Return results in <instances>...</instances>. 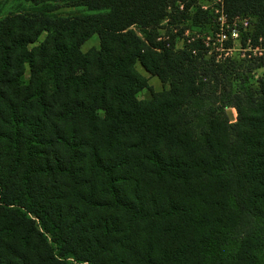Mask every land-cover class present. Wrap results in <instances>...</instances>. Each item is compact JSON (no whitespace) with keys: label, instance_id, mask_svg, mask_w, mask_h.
I'll return each instance as SVG.
<instances>
[{"label":"trees","instance_id":"1","mask_svg":"<svg viewBox=\"0 0 264 264\" xmlns=\"http://www.w3.org/2000/svg\"><path fill=\"white\" fill-rule=\"evenodd\" d=\"M188 2L0 0V264H264V89L166 47ZM224 9L264 42V0Z\"/></svg>","mask_w":264,"mask_h":264},{"label":"rangeland","instance_id":"2","mask_svg":"<svg viewBox=\"0 0 264 264\" xmlns=\"http://www.w3.org/2000/svg\"><path fill=\"white\" fill-rule=\"evenodd\" d=\"M188 1L182 0L184 4L186 2L191 4V7L188 10L189 17L192 16V14L190 13L192 10H194L196 6L201 8L200 5H202L203 7L210 9L209 11H204L201 9V11H204L205 13L210 15L207 16L211 18L205 17L204 20H201L200 24L202 27H200L199 29L193 27L191 22L188 20L181 21L178 24L177 29L175 27H170V28L167 27L166 24L168 23L163 21L164 23L163 22L161 23V28L164 27V29H160L158 31L162 38L161 41L167 44L166 47L174 46V50H183L185 45L190 46V43H192L194 44L193 46L196 47L198 46V43L200 41L205 42L207 40L208 37L205 38L206 36H210V37L213 36V38L209 37L210 40L213 41V43H211L210 41V44L207 45L208 48H204L203 50L194 48L195 50L192 51V55L197 56L200 53L202 54L203 60L205 62L207 61V63L209 64L213 62L214 65L229 64V62H235L236 71H233L229 79L228 80L224 79L222 83L227 86V81H228V83L231 84L230 87L233 90V92L239 93L240 96H242L244 92H246L247 90H251L253 92L254 98L258 97L261 90L264 89V42H262V40L260 39L254 40L253 35L251 34L249 35L248 38H246L245 35L250 30L242 29L240 22L235 21V25L239 30V38L233 41L226 40L223 43H220L221 41H219L217 38L215 39V34L218 31V28L215 27L216 26L215 24H216V18L219 15V13L216 14L214 12V8L218 6L217 4H219V2L217 0H188ZM222 3L225 5V0H222ZM218 7L220 8V5ZM186 29H188L189 31H187L186 33L184 32L183 34L180 33L179 31ZM44 37L45 35L43 34L39 38L38 42H36L34 45L40 43L44 39ZM256 46L258 48H255ZM98 47H99L98 37L96 35H93L82 44L81 52L87 53L90 49L98 48ZM222 47H229L230 49L223 50ZM251 64L254 66L251 69H249ZM135 69L140 75H142L145 79H147V83L151 88V90L144 89L139 91L136 94V99L138 101L148 102L150 100L151 95L163 94L168 91L169 89L168 85L163 84L157 77L147 73L138 62L135 64ZM27 76H28V67H26L25 70V77H24L25 80L28 78ZM222 83L221 86L224 87ZM241 83L243 84L242 86ZM236 105H240V107L243 108L244 111H247L246 107L241 103H239L238 100L236 102ZM227 112H230L232 114V119L231 120L228 119L229 123L236 122L238 117L237 108L235 106H229L223 109V113L225 114L226 117H227ZM213 114H214L213 116L216 115L215 112ZM207 115H209V112L206 109L202 113V116H207Z\"/></svg>","mask_w":264,"mask_h":264},{"label":"built area","instance_id":"3","mask_svg":"<svg viewBox=\"0 0 264 264\" xmlns=\"http://www.w3.org/2000/svg\"><path fill=\"white\" fill-rule=\"evenodd\" d=\"M219 2V4H217L218 6L220 5V8L217 6L214 8V12L217 14L219 13V15L216 18V26L218 28V31L215 34V39L217 38L219 41H221L220 43H223L226 40H235L237 38H239V30L237 28V26L235 25V21H239L241 28L244 30H248L251 28V23H250V19L249 18H244V17H240V16H236L233 19H229L228 15L225 13V9H224V4L222 3V0H217ZM200 9L204 10V11H209L210 9H207L206 7H203L202 5H200ZM208 37V38H207ZM210 36H206L205 38H207V40L204 43L205 48H208L207 45L211 43H213L212 40H210ZM223 45V44H222ZM221 45V46H222ZM223 50L226 49H230L229 47H222Z\"/></svg>","mask_w":264,"mask_h":264},{"label":"water","instance_id":"4","mask_svg":"<svg viewBox=\"0 0 264 264\" xmlns=\"http://www.w3.org/2000/svg\"><path fill=\"white\" fill-rule=\"evenodd\" d=\"M227 118H228L229 120L232 119V114H231L230 112H227Z\"/></svg>","mask_w":264,"mask_h":264}]
</instances>
